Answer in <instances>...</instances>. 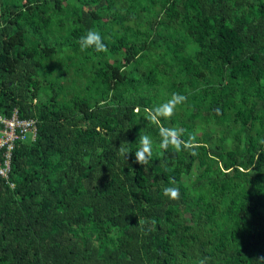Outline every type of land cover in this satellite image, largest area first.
I'll return each instance as SVG.
<instances>
[{
  "label": "trees",
  "instance_id": "1",
  "mask_svg": "<svg viewBox=\"0 0 264 264\" xmlns=\"http://www.w3.org/2000/svg\"><path fill=\"white\" fill-rule=\"evenodd\" d=\"M63 2L0 0V115L37 120L36 139L17 144L0 174V264H264V0H72L65 20ZM89 29L107 51L77 54L85 86L64 98L51 59L78 52ZM163 77L188 103L152 125L144 109ZM198 120L220 129L202 140ZM159 126L198 147L161 149ZM143 135L146 167L134 153ZM192 208L196 220L174 218Z\"/></svg>",
  "mask_w": 264,
  "mask_h": 264
},
{
  "label": "rangeland",
  "instance_id": "2",
  "mask_svg": "<svg viewBox=\"0 0 264 264\" xmlns=\"http://www.w3.org/2000/svg\"><path fill=\"white\" fill-rule=\"evenodd\" d=\"M87 1V0H85ZM63 6H64V11H60V15H62V18L65 20L66 19V15L69 14V12L73 11L74 5L72 3V0H64L63 2ZM160 9V8H159ZM64 14V15H63ZM106 16V15H105ZM165 17L164 14L160 15L161 17ZM180 27V26H177ZM55 28V27H54ZM180 28H183L182 30H184V27L181 26ZM56 29V28H55ZM142 29V28H140ZM115 30V29H114ZM174 32L175 35H179L177 30H172ZM62 33L64 31H61ZM58 34L57 31L55 32H50L48 35V39H47V43L48 45L52 46L56 40L58 39ZM109 38H111V40L114 39V36H108ZM183 37V36H182ZM180 38V42H182L183 44V49H184V54H190L192 53L193 47H195L193 40L191 39V37L186 33L185 34V38ZM45 44V43H43ZM84 49H81L80 46V50L78 52H74L73 49L69 46L66 47H61V49H59L58 53L54 55V58L51 59V62H53V67L54 71L53 74L56 75L58 71L57 67H62L61 70V74L59 75V80L63 81V86H65V89L63 90V94H64V98H68L72 95L73 92L76 91H81L84 86H85V82H86V73H83L81 71L78 70L77 66H76V62L78 60L77 58V54L83 53ZM122 51H124V49H121ZM73 52H74V56H73ZM68 56H73L71 59L68 58ZM119 54H112L110 53L108 55V59L110 62H115L117 61L116 57H118ZM144 64L142 62L138 64V69L134 68L133 70H138L139 72L144 68ZM128 67H126L124 70H127ZM174 72V71H172ZM184 73V72H182ZM174 74V73H173ZM178 75L175 76L174 74V78H176ZM160 88L161 91L158 92V101L157 104L155 102L152 103V106L155 107L157 105H160L164 102H166L168 99L171 98L172 95H170V92L168 91V89H173L174 87L171 85L172 84V79H166L165 77H163L162 80H160ZM139 92L144 93V90L142 91V86H140L139 88ZM143 95V94H142ZM48 97V94H42L40 96V99H46ZM146 100L147 97H146ZM35 102V101H34ZM145 101H142L141 105L144 104ZM187 102V101H185ZM183 102V103H185ZM188 103V102H187ZM181 110L179 109V105L177 106L176 110H175V114H181ZM141 117V116H140ZM170 119H161L160 123L163 124V122H166V124H168ZM142 125H144V122L142 121V118L140 119ZM179 129H181L180 127H178ZM220 127L216 126L213 124V122H209V121H201L198 120V122L196 123V127H195V134L198 137H202L201 139H205L206 135L209 134H213V133H217L219 131ZM151 139V138H150ZM152 142V139H151ZM224 144L226 147L230 148L233 144L232 139L226 138V140L224 141ZM201 168H199L197 165L195 166V168L193 169V176H196L198 173H200ZM193 178L190 177V175H185L182 177V181L184 184H190L192 182ZM195 209L192 208L191 213L188 212L185 215H181V214H175L174 218H180V217H187L190 218L192 221L196 220V216H195Z\"/></svg>",
  "mask_w": 264,
  "mask_h": 264
},
{
  "label": "clouds",
  "instance_id": "3",
  "mask_svg": "<svg viewBox=\"0 0 264 264\" xmlns=\"http://www.w3.org/2000/svg\"><path fill=\"white\" fill-rule=\"evenodd\" d=\"M78 43L80 44L81 49L94 48L95 51L98 53L107 51V47L103 43L100 33L92 29H89L86 34L82 35ZM186 99H187L186 96H183L178 93H173L171 98L168 99L166 102L158 106H155L153 108L144 109L146 113L144 118L149 122V124L160 125L161 119L162 118L171 119V117L175 114V110L177 106L185 102ZM136 111L137 113H139V109H137ZM158 134L160 137L159 146L161 149H164L165 151L171 148L176 152H180L183 149H192L194 147H198V145L194 143L195 136H190L188 141H184L182 139L183 129L159 126ZM34 140H28V141H34ZM22 142H26V141H22ZM22 142H18L17 144ZM17 144L15 145V147L17 146ZM14 149H12L11 151V161H10L8 176L11 173V163H12ZM130 153H132V151L126 148L124 143H121V145L118 148V154L126 159L128 154ZM134 153H135V162L146 167L153 154L151 139L148 135H143L140 137L139 147ZM193 155H195V152H193ZM163 195L171 200H178L180 193L177 187H166L163 189ZM138 223L140 225H144L146 222L143 220H138ZM150 223L154 227L155 221H151ZM200 264H205V260H201Z\"/></svg>",
  "mask_w": 264,
  "mask_h": 264
},
{
  "label": "built area",
  "instance_id": "4",
  "mask_svg": "<svg viewBox=\"0 0 264 264\" xmlns=\"http://www.w3.org/2000/svg\"><path fill=\"white\" fill-rule=\"evenodd\" d=\"M36 119H20L16 113L11 118L0 115V173L8 177L11 151L18 142L34 140Z\"/></svg>",
  "mask_w": 264,
  "mask_h": 264
}]
</instances>
